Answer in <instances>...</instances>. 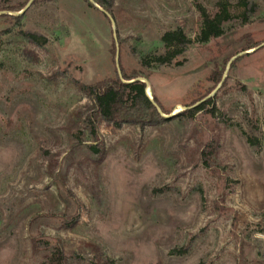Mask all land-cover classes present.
Instances as JSON below:
<instances>
[{
  "label": "rangeland",
  "instance_id": "1",
  "mask_svg": "<svg viewBox=\"0 0 264 264\" xmlns=\"http://www.w3.org/2000/svg\"><path fill=\"white\" fill-rule=\"evenodd\" d=\"M106 1L0 0V264H264V0ZM198 6L226 8L223 36L155 65ZM114 42L165 123H89L80 86L116 76Z\"/></svg>",
  "mask_w": 264,
  "mask_h": 264
},
{
  "label": "trees",
  "instance_id": "2",
  "mask_svg": "<svg viewBox=\"0 0 264 264\" xmlns=\"http://www.w3.org/2000/svg\"><path fill=\"white\" fill-rule=\"evenodd\" d=\"M30 0H26V4L14 11H22ZM59 0H34L33 4L53 3ZM97 5L105 8L110 13V7L106 0H93ZM89 6H93L90 0H84ZM202 20V26L196 41L188 38L181 30L168 31L163 34L161 41L163 42L166 52L163 55L154 56L152 61L159 67H169L173 65H182L179 62L186 50L194 43L206 44L213 39L223 36L224 31L221 28V17L227 14L226 8H222V13L216 17H212L209 13L198 6ZM256 45L250 46L248 49L255 48ZM113 59L115 63L117 50L115 42L112 49ZM149 58H144L141 61L143 67L149 66ZM116 64V63H115ZM218 67V66H217ZM119 70L116 69L114 78H106L97 81L90 85H81L80 90L93 102L92 114L88 117L89 123L94 127L95 120L102 119L103 121L112 124L119 128L123 125H133L140 128L159 126L168 118L164 115L170 114L153 96V99L147 95V85L141 81L143 75L140 72L133 71L127 74L121 63L119 62ZM222 70L220 72L213 71L209 80L215 84L222 83ZM194 102L190 106H185V109L179 112L180 116L184 115L192 117L196 112L207 110L210 111L209 105L211 100ZM197 103V104H195ZM91 150L94 153L102 155V149L92 146ZM208 157V156H207ZM64 259L61 248H56L51 256V264H62Z\"/></svg>",
  "mask_w": 264,
  "mask_h": 264
},
{
  "label": "water",
  "instance_id": "3",
  "mask_svg": "<svg viewBox=\"0 0 264 264\" xmlns=\"http://www.w3.org/2000/svg\"><path fill=\"white\" fill-rule=\"evenodd\" d=\"M33 1L34 0H30L29 1V3L27 4V6L24 8V10L21 12V14L27 9V7H29V5H31L32 3H33ZM105 14H106V16L109 18V20L111 21V23L113 24L114 23V20H113V18L111 17V15L108 13V12H106V11H103ZM255 51V49L254 50H252V51H250L249 53H252V52H254ZM116 63H117V69H118V71H119V73H120V70H119V65H118V63H119V53L117 52V55H116ZM141 81L143 82V83H145L146 85H147V90L149 89V84H148V82L146 81V80H144V79H141ZM146 90V93H147V95L150 97V99H153V97H151L149 94H148V91ZM185 108H183L182 110H184ZM164 117H166V118H168L169 116H166V115H164Z\"/></svg>",
  "mask_w": 264,
  "mask_h": 264
},
{
  "label": "bare ground",
  "instance_id": "4",
  "mask_svg": "<svg viewBox=\"0 0 264 264\" xmlns=\"http://www.w3.org/2000/svg\"><path fill=\"white\" fill-rule=\"evenodd\" d=\"M147 91H148V94L151 96L150 90L148 89ZM151 97H152V96H151Z\"/></svg>",
  "mask_w": 264,
  "mask_h": 264
},
{
  "label": "crops",
  "instance_id": "5",
  "mask_svg": "<svg viewBox=\"0 0 264 264\" xmlns=\"http://www.w3.org/2000/svg\"><path fill=\"white\" fill-rule=\"evenodd\" d=\"M149 90H150V87H149ZM151 91V90H150Z\"/></svg>",
  "mask_w": 264,
  "mask_h": 264
}]
</instances>
